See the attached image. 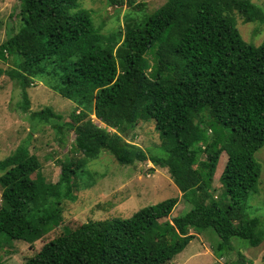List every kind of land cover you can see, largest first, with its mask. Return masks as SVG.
Segmentation results:
<instances>
[{"label": "trees", "instance_id": "16d2710c", "mask_svg": "<svg viewBox=\"0 0 264 264\" xmlns=\"http://www.w3.org/2000/svg\"><path fill=\"white\" fill-rule=\"evenodd\" d=\"M79 1L20 0L22 24L0 44V58L13 61L0 76L21 86L23 112L31 109L27 89L41 77L55 78L50 88L77 103L69 121L51 106L31 115L54 121L58 135L68 127L82 154L60 161L55 183L41 172L29 139L0 160V254L9 240L33 245L61 225L75 178L103 150L122 165L168 168L191 209L171 217L179 198H169L129 218L66 227L23 264H173L209 228L220 237L212 247L218 257L235 251L233 238L263 246L264 218L249 216L246 201L258 192L262 170L255 154L264 147V40L247 42L236 15L263 24L264 10L252 0H167L142 20L127 15L123 30L104 35ZM148 120L155 121L160 152L128 140ZM223 152L228 159L215 197ZM237 250L228 264H249Z\"/></svg>", "mask_w": 264, "mask_h": 264}, {"label": "rangeland", "instance_id": "374dc122", "mask_svg": "<svg viewBox=\"0 0 264 264\" xmlns=\"http://www.w3.org/2000/svg\"><path fill=\"white\" fill-rule=\"evenodd\" d=\"M145 6L111 5L109 0H80L79 8L88 9L96 26L102 25L104 35L112 34L124 28L127 15L142 20L161 7L167 0H138ZM264 10V0H252ZM20 0H0V44L13 32H16L22 21L19 16ZM237 17V27L243 38L255 46L264 40V23L247 22L240 15ZM13 67L10 56L7 60L0 58V68L7 70ZM57 83L53 77L36 78L27 89L31 100V109L23 112L20 108L22 99L21 86L8 74L0 76V160L11 154L23 141L29 139L31 153L35 154L41 163V172L50 182L60 179L62 167L60 161L79 158L81 153L75 151V134L68 127L54 128V121L43 122L35 119L31 112L51 106L60 112L64 118L61 122L69 121L70 114L76 107V102L64 98L51 85ZM93 118L94 115L92 116ZM96 120V119H95ZM128 140L143 147L145 150L158 151L161 144L155 121H140L129 134ZM261 165V176L258 192L249 196L246 201V212L249 216L264 218V147L255 154ZM228 159L223 152L215 174L214 183L222 190L220 176ZM78 183L71 199L61 204L63 221L33 245L20 240H9L5 251L0 254V264H23L24 261L37 253L42 246L62 234L66 227L76 228L90 220H104L115 217L129 218L139 209L156 204L169 198H179L171 217L188 212L191 204L182 196V192L174 183L168 168L154 166L150 161L137 162L134 165L120 164L108 151L87 163L84 172L75 178ZM2 188L0 187V195ZM1 197V196H0ZM1 201V199H0ZM195 232V230H191ZM220 241L213 228L196 237L178 253L172 260L173 264H228L238 258V249L251 264H264V243L260 247H249L246 241L233 238L235 251H225L223 257H218L212 247ZM240 244V245H239Z\"/></svg>", "mask_w": 264, "mask_h": 264}, {"label": "crops", "instance_id": "0c3cea01", "mask_svg": "<svg viewBox=\"0 0 264 264\" xmlns=\"http://www.w3.org/2000/svg\"><path fill=\"white\" fill-rule=\"evenodd\" d=\"M249 264H251V263L249 262Z\"/></svg>", "mask_w": 264, "mask_h": 264}]
</instances>
